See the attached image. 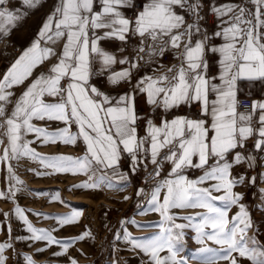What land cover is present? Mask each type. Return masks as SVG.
<instances>
[{"label":"snow or ice","instance_id":"1","mask_svg":"<svg viewBox=\"0 0 264 264\" xmlns=\"http://www.w3.org/2000/svg\"><path fill=\"white\" fill-rule=\"evenodd\" d=\"M39 2L23 0L28 8H35ZM8 3L9 0H0V33L5 35L9 26L15 27L16 21L21 18L19 10H9ZM246 3L254 5L255 10L243 5L212 9L217 17L228 15L236 9L239 11L226 22L228 27L214 33L216 37H222L225 43L210 46L207 34L194 44L192 42V36L200 32L199 10L203 5L199 0L191 3L189 0H145L142 10L132 18L126 17L121 9L134 7L133 0H58L38 34L39 39L15 59L0 79V118H4L0 128L7 125L4 134L9 142L0 160L10 159L9 152L11 158L18 155L36 158L26 143H20L22 136L27 133H35L37 138L43 136L46 141L62 139L64 143L75 144L77 137L69 133L68 127L49 133L35 127L31 123L33 119L61 121L65 125L75 123L78 135L85 143L86 155L75 160L63 156L48 158L47 166L56 171L71 168L91 172L92 175L99 172L97 179L100 182L108 179V169H113L114 174L125 179V175L118 172V162L123 153L130 156L134 172L138 163H143L142 156L145 153L150 155L151 163L159 167L157 158L161 150L167 148L168 153L163 159L172 163L169 176L174 178L165 179L155 187L149 200L152 210L159 212L167 223L159 225L161 235L147 242H136L133 247L149 255L152 264H182L177 259L178 253L174 246L183 239V232L176 230H183L186 225L175 223L170 209L202 208L206 210L202 222L194 225L198 243L207 240L219 245L223 255L218 258L230 260V264H237L233 253L250 260L251 264H264V246L247 237V231L252 227L251 220L244 205L239 204L242 196L232 191L238 184H243L245 177L231 178L232 164L226 160L227 153L237 147L243 148L244 142L254 133L258 137L255 149L264 150V103L254 101L252 111L248 114L237 112V81L264 80V32L261 31L264 28V0H246ZM94 4L99 5L98 10H94ZM177 8L188 11L194 17L193 23L186 24L185 17L177 14ZM182 28L184 30L180 31ZM101 29L106 31L97 35ZM131 37H139L136 51L138 54L145 53L149 60L154 55H163L166 50L179 49L183 44L177 56L181 63L174 76L162 74L158 77H141L130 92L115 98L113 103V98L89 83L90 77L94 75L92 63L99 60L103 69L116 63L112 54L99 47L100 40L117 39L127 43ZM61 39L64 42L59 55L53 48L40 47L41 41L55 44ZM156 45H159L158 53L154 50ZM206 53L220 57L217 61V76L208 75ZM50 56H55L57 63L47 73H41L32 80L14 102L11 113L6 114L5 106L12 103L10 97L14 95L10 89L23 84L34 69ZM139 59L144 57L140 56ZM119 63L129 61L121 59ZM135 67L137 64L131 62V68ZM168 71L172 72L173 69ZM217 79L220 83H213ZM62 81L65 83L62 84ZM121 81H131L130 70L113 73L109 77L113 85ZM137 92L145 93L148 105L161 108L164 112L182 104H198L200 118H165L159 126L149 118L146 121V136L138 137L136 123L142 117L137 114ZM210 95H214L215 99H210ZM45 96L57 98L56 102H46ZM257 109L261 110L257 121L259 127L254 129L251 122ZM194 157L198 158L196 162ZM209 160H214V163L209 165ZM244 160L245 157L239 152L235 154V164ZM247 160L251 161L252 157L248 156ZM188 168L203 169L204 174L197 179H189L184 175V170ZM8 172L10 179H14L17 184L22 183L12 175L11 167ZM159 174V171L155 173L156 176ZM212 181L215 183L201 187ZM255 182L256 178H251L250 183ZM79 187L95 189L98 184H83ZM162 189H166V192L161 202ZM221 191L224 192L223 196L213 195ZM141 193L143 189L137 195ZM261 193H264V189H261ZM10 194L15 195V192ZM4 195L0 192V198ZM214 201H223L224 207H217ZM234 205H239V211L229 219L228 209ZM16 211L20 214L19 209ZM78 216L79 212H76L72 216L57 219L63 226L74 222ZM206 228L211 231L206 232ZM28 230L35 241H47L50 245L59 243L48 231L37 230L30 224ZM85 235L87 233L78 239H84ZM250 242L257 246L249 248ZM6 247L10 245L0 244V264H4L2 253ZM63 247L66 251L68 245ZM165 251L169 255L161 256L160 253ZM201 251L216 255L211 248L205 247ZM26 260L32 264L30 257H26ZM204 264H217V259H208Z\"/></svg>","mask_w":264,"mask_h":264},{"label":"rangeland","instance_id":"2","mask_svg":"<svg viewBox=\"0 0 264 264\" xmlns=\"http://www.w3.org/2000/svg\"><path fill=\"white\" fill-rule=\"evenodd\" d=\"M28 80H34V75L25 82ZM18 97H10L12 103L5 106L6 114L11 113ZM45 99L48 103L56 102L52 97L47 96ZM3 119L0 118V123H3ZM31 123L49 133L68 127L69 133L74 135L72 124L65 125L47 119H33ZM6 128L7 125L0 128V141H3L0 143V157L9 146L4 134ZM20 143H26L36 158L31 155L11 158L9 152L10 159L0 160V192L5 194L0 198V244L10 245L2 253L4 264H28L26 257L31 258L32 264H72L73 261L75 264H152L150 256L133 247V244L147 242L161 235L159 225L167 222L159 212L152 210L148 202L141 203L139 199L135 201L132 198L136 184L119 181L107 184L97 179V173L92 175L91 172L71 168L56 171L47 166L48 158L63 156L82 159L84 156L73 151L76 143H64L62 139L46 141L43 136L37 138L35 133L24 134ZM254 157L253 172L258 180L254 184L233 188L232 191L242 196L239 204L244 205L251 220L252 227L248 229L247 237L264 246V193H261V189H264V185H261V181L264 182V154ZM9 167L12 175L22 183L17 184L14 179H10ZM139 180L134 179L135 183H139ZM92 183H97L98 187H79ZM10 192H15V195ZM213 195L223 196L224 192H214ZM213 203L217 207H224L223 201ZM238 211L239 205L230 206L228 218L231 219ZM76 212H79V216L72 223L62 226L57 219L72 216ZM205 212L202 208H187L185 214H180L170 209V214L175 217L174 222L186 225L183 230H176L183 232L182 241L174 246L178 253L177 259L182 264H204V261L216 258L217 264H230V260L218 258L223 255L219 245L207 240L204 243L197 242L194 225L202 222ZM29 224L37 230L48 231L59 243L50 245L47 241L31 239ZM205 231L210 232L211 229L206 228ZM85 233L84 239H78ZM65 244L68 245L66 251L63 247ZM257 244L250 242L248 247L253 248ZM205 247L213 249L216 255L202 252L201 249ZM160 255L167 256L169 253L165 251ZM232 256L237 264H251L250 260L240 257L238 253Z\"/></svg>","mask_w":264,"mask_h":264},{"label":"crops","instance_id":"3","mask_svg":"<svg viewBox=\"0 0 264 264\" xmlns=\"http://www.w3.org/2000/svg\"><path fill=\"white\" fill-rule=\"evenodd\" d=\"M145 0H143V3ZM189 2H193V0H189ZM199 2L203 5V7L199 10V15L201 19L198 21V26L200 28V32L196 33L192 36V42L193 44L198 39H202L205 34H207L210 39L208 41V44L210 46H221L225 43L224 39L222 37H216L214 35L215 32L221 31L223 28L228 27V24L226 23L229 21L231 17H234L239 9H236V11L229 13L228 15L217 17V15L212 11L213 8H221L223 6L227 5H243L252 11L255 10V6L246 3V0H208V7H204L205 0H199ZM58 3V0H40L39 4L35 8H28L26 5L23 4V0H9V3L7 7L11 11L19 10L18 15L21 17L18 21L15 23V27L9 26L8 33L2 34L0 33V39L7 38L12 43L16 44L21 48V54L27 50L29 47L32 46V44L39 39V32L45 23L47 17L53 12L54 8L56 7ZM99 5L94 4V10H98ZM126 10L127 8H122V13L126 16ZM177 14L183 15L185 17L186 24L193 23L194 17L186 10L184 9H176ZM208 20H212V24L209 25ZM184 29H180V31H183ZM106 31L105 29H101L97 31V35H102L103 32ZM262 32H264V28L261 29ZM133 46L131 48V52L127 53L122 46V42L117 39H107V40H100L99 41V47L102 48L105 52L112 54L115 59L116 63L112 64L111 66L107 67L106 69H103L101 67V62L99 60H94L92 63V71L94 75L90 77L89 83L93 86H95L100 92L108 95L109 97L113 98V103H115V98L123 95L126 92H130L132 89V86L137 83V81L145 76H153L158 77L162 74H167L169 77L174 76L176 74V69H178L181 61L177 58L180 51L183 49V44H181L179 49H170L166 50L163 55H154L152 56L151 60L148 59L145 53H137L136 49L139 47V37H133ZM185 40H187V37H185ZM63 40H58L55 44H53L51 41H48L45 43L44 41L40 42L41 48H53L57 55L60 54L63 46ZM150 43V41H149ZM146 51H147V45H145ZM123 49V50H121ZM154 50L158 53L159 52V45L154 46ZM142 56L144 59H139V57ZM166 57L167 60L164 61L163 58ZM205 58L208 60L209 63V70L208 75L209 76H217L219 73V65L217 61L219 60V56L217 54H211L206 53ZM121 59H126L129 61V63L121 64L119 61ZM131 62H135L137 64V67L131 68ZM57 63L55 56H50L49 59L44 61L42 64H40L37 68L34 69L32 75H34V79L41 73H47L49 68ZM141 63V64H140ZM173 69L172 72H169L168 69ZM124 70H130L131 71V81L130 82H124L121 81L118 84H111L109 82V77L113 73H119ZM155 70V71H154ZM32 80H28L27 82L24 81L23 84L19 86H15L10 91L14 93L13 97L20 96L22 92L25 90V88L30 84ZM61 83H65V81H62ZM213 83L219 84V79L214 80ZM236 99L239 101L242 97H249L253 99V102H260L264 103V80H248V79H240L236 83ZM47 96L44 97V99ZM53 98V97H52ZM136 98V108L137 110L146 111L149 108H152L153 106L148 105L146 102V94L137 92L135 94ZM210 99H215L214 95H210ZM55 100L57 98H54ZM46 100V99H45ZM14 104V103H13ZM162 112L163 109L159 108ZM181 112V114H175L173 117L176 116H188L195 111L200 112V107L198 104H192L191 106L188 105H180L178 108H173L168 112ZM238 112V111H237ZM261 110L257 109L256 114L253 116L251 125L254 129L259 127V124L257 123L258 117L260 115ZM241 113V112H238ZM248 114V113H244ZM173 117H171L168 120H171ZM191 118V117H190ZM153 122L159 126L161 121L153 120ZM61 123V121H59ZM72 124V131L74 133L73 136H76V144L75 147H73V151L78 154L85 156L86 155V146L83 141V138L78 135V127L75 123ZM146 121L143 123V126L140 130H137V136L138 137H145L146 136ZM258 137L254 133L251 137H249L244 142V147L240 148L237 147L236 149L231 150L229 153L226 154V160L227 162L232 164V167L230 169L231 178H238L241 175L245 177L243 184H238L236 187H243L245 185L251 184L250 180L254 177V170L255 167L253 166V161L255 159L254 155H263L264 150H256L254 147L255 141ZM147 147V145H145ZM239 152L242 156L245 157V160L242 161L239 164L234 163V157L235 154ZM168 153V149H162L158 158L157 162L159 167L157 165H154L151 163L150 155L145 153L142 156L143 163H138L135 171L133 172L132 166H131V158L127 153H123L121 155V158L118 162V172L125 175V179H120V177L116 174H114L113 169L107 170L108 179L104 180L105 183L110 182H123L124 184L128 183H134L136 184V190L134 191V196L132 197L135 201L140 200L142 202H148L150 200V196L152 191L160 185L165 179H172L174 177H170L169 173L173 167L172 163L166 161L163 159V157ZM251 156L252 160H247V157ZM194 162L198 159L197 157H194ZM214 163V160H209V165ZM223 163V162H222ZM251 165V166H250ZM159 171V176H156L155 173ZM204 174L203 169H197V168H188L184 170V175H186L189 179H197L198 177L202 176ZM97 175L100 176V173L97 172ZM140 179L139 183H135L134 179ZM258 178L256 177V181ZM127 183V184H128ZM210 183H215L214 181L206 183L204 185H201V187H208ZM129 184V185H130ZM261 185H264L263 180L261 181ZM143 189V193H141L139 196L137 195V192ZM164 192V194H163ZM166 189H162L160 193V200H163V197L165 195ZM214 194V193H213ZM171 210L177 211L180 214H185L187 208L185 209H178V208H172Z\"/></svg>","mask_w":264,"mask_h":264},{"label":"built area","instance_id":"4","mask_svg":"<svg viewBox=\"0 0 264 264\" xmlns=\"http://www.w3.org/2000/svg\"><path fill=\"white\" fill-rule=\"evenodd\" d=\"M208 0H205L204 7H208ZM134 7L127 8L126 17L132 18L136 13L142 10L143 0H133ZM209 25L213 22L212 20H208ZM133 37L129 38L127 43L122 42L123 49L127 52H131V48L133 46ZM21 55V48L16 44L12 43L7 38L0 39V79H2L5 71L11 66V64ZM164 61L167 60L166 57L163 58ZM141 64V63H140ZM211 75V74H209ZM63 84V83H62ZM252 103L253 99L249 97H242L238 101L237 111L241 113H250L252 111ZM137 114L142 117L136 123L137 130H140L143 126V123L147 121V119L161 121L162 119H170L175 114H181V112H169L164 113L159 108H149L146 111L137 110ZM191 118L196 119L200 118V112L195 111L190 115Z\"/></svg>","mask_w":264,"mask_h":264}]
</instances>
